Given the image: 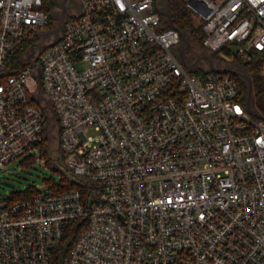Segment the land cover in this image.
I'll list each match as a JSON object with an SVG mask.
<instances>
[{
  "label": "built area",
  "instance_id": "built-area-1",
  "mask_svg": "<svg viewBox=\"0 0 264 264\" xmlns=\"http://www.w3.org/2000/svg\"><path fill=\"white\" fill-rule=\"evenodd\" d=\"M77 1L45 42L42 0H0V169L48 159L73 182L0 197V264H51L72 221L67 264H264V114L241 80L188 74L156 0ZM187 3L204 54L264 52V0Z\"/></svg>",
  "mask_w": 264,
  "mask_h": 264
},
{
  "label": "rangeland",
  "instance_id": "rangeland-1",
  "mask_svg": "<svg viewBox=\"0 0 264 264\" xmlns=\"http://www.w3.org/2000/svg\"><path fill=\"white\" fill-rule=\"evenodd\" d=\"M51 1L52 0H50L49 5H45V9L49 14L48 25L42 29L41 35H39L45 42H50L54 40L61 33L56 19V13L58 8L53 3H51ZM156 1L158 5L166 6V2L168 0ZM174 1H177L179 5H182L185 7V9H187L195 25L199 24V21L197 20V14L194 9L190 5H188L187 0ZM79 12L80 4L78 3V9L72 13V16L79 14ZM68 18L69 16L64 19V22L67 21ZM204 51L205 50L202 46L195 45L194 43H192L190 49L184 53L186 63L189 64L197 56L198 53L204 54ZM38 52L39 48L36 49L34 56H36ZM235 60L236 58H234L232 55L230 62H225L223 60H220L219 58H216L215 56L213 61L220 67L238 66V63ZM182 66L186 70V72L191 75L202 76L205 72L209 70L208 64L204 58L198 60L197 65L194 68H188L183 63ZM40 99L46 105L49 104V100L44 96L43 92L41 93ZM249 105L256 112L264 114V100H256L254 102L252 101V99H250ZM49 114L50 116H52L51 111H49ZM51 125L52 128L48 125L46 121V123L44 124V129L45 134L49 138V146L54 148L57 145V139L55 137L57 124L54 119L52 120ZM50 130H52L54 137H52ZM86 132L88 134H91L93 131L91 129H88ZM62 171L63 168L56 162H53L51 164H48L46 162L43 164L39 158H35L34 160L27 162L24 158V155L16 159H12L10 162L6 163L5 168L0 169V197L10 195L11 193L18 192L31 186L35 187L36 189L46 190L45 179L52 178L54 180H59L60 173ZM3 181L8 182L12 186L3 184Z\"/></svg>",
  "mask_w": 264,
  "mask_h": 264
},
{
  "label": "trees",
  "instance_id": "trees-1",
  "mask_svg": "<svg viewBox=\"0 0 264 264\" xmlns=\"http://www.w3.org/2000/svg\"><path fill=\"white\" fill-rule=\"evenodd\" d=\"M50 4V0H42V8H46L45 5ZM166 9L169 12L173 23L178 26L183 33L185 34L186 38L189 40L190 44L194 43L195 45L201 46V41L203 38V33L201 30L200 23L198 25H195L193 23V19L191 18L190 14L188 13L187 9H185L184 6L179 5L177 1L174 0H168L166 3ZM169 25L166 23L164 27H168ZM211 55L214 58V54L211 53ZM238 63V66L241 67L242 71H244L251 82V96L250 99L252 101H258V100H264V76L261 74L262 66L264 65V52L255 51L254 56L250 59H240L236 58L235 60ZM238 79L241 80L242 85V94L243 98H246L247 95V86L246 82L236 76ZM43 146V155L46 157L49 153V147L47 143L44 141L42 143ZM33 158L27 159L26 161H32ZM49 160L47 159V163ZM45 181L49 184L51 188L54 189H62L65 187H70L73 185V182L62 178L59 180H54L52 178L45 179ZM37 189L33 186L27 187L26 189L20 190L18 192L11 193V198L17 199L21 198L23 196H27L33 192H35ZM76 222L72 221L68 223L66 230H65V236L64 240L61 243L60 247L58 248V251L55 253L52 259L51 264H67V249L70 244V241L73 237L74 231L77 229Z\"/></svg>",
  "mask_w": 264,
  "mask_h": 264
},
{
  "label": "water",
  "instance_id": "water-1",
  "mask_svg": "<svg viewBox=\"0 0 264 264\" xmlns=\"http://www.w3.org/2000/svg\"><path fill=\"white\" fill-rule=\"evenodd\" d=\"M158 12L166 17L167 19V22H168V25L172 28H175L179 31V34H180V38H181V41H182V45L178 48V50L176 51V55L177 57L179 58V60L181 61V63H183L186 67L188 68H194L195 65H196V62L200 59V58H204L208 64V67L213 70V71H216V72H222V73H232L236 76H238L239 78H241L242 80H244L246 82V86H247V95H246V101H247V104L249 105V102H250V96H251V82H250V79L248 77V75L242 71L238 66H226V67H220V66H216L214 61H213V58L211 55L209 54H202L200 55L199 57H197L194 61H192L191 63L187 64L186 63V60H185V57H184V53L190 49V42L189 40L186 38L185 34L183 33V31L178 27L176 26L173 21H172V18L169 14V12L167 11L166 8L164 9H159ZM60 19V17H59ZM59 27H61V21L59 20V23H58ZM40 47H45L47 46L48 44L47 43H42V44H39ZM38 76V75H37ZM38 91H39V88H38ZM248 109L250 110V112H252L253 114L257 115V116H260V114L258 112H256L255 110H253L252 108H250L248 106ZM3 184L5 185H8V186H12L11 184H9L8 182H5L3 181L2 182Z\"/></svg>",
  "mask_w": 264,
  "mask_h": 264
},
{
  "label": "flooded vegetation",
  "instance_id": "flooded-vegetation-1",
  "mask_svg": "<svg viewBox=\"0 0 264 264\" xmlns=\"http://www.w3.org/2000/svg\"><path fill=\"white\" fill-rule=\"evenodd\" d=\"M51 3H53L58 8L57 13H56V19H57V22L58 23H59V20H60L61 21V24H63L64 19L66 17H68V16L71 17L72 16V13L75 12L78 9V2H77V0H52ZM164 8H166L165 5L162 6V9H164ZM59 17H60V19H59ZM202 54L201 53H198L197 56L192 61H194L197 57H199ZM184 57H185V54H184ZM238 67L241 69L240 66H238Z\"/></svg>",
  "mask_w": 264,
  "mask_h": 264
}]
</instances>
